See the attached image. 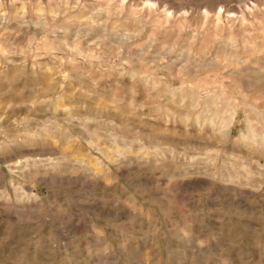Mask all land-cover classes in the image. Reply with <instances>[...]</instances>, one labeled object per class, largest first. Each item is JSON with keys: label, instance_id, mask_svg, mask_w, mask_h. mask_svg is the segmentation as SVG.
<instances>
[{"label": "rangeland", "instance_id": "374dc122", "mask_svg": "<svg viewBox=\"0 0 264 264\" xmlns=\"http://www.w3.org/2000/svg\"><path fill=\"white\" fill-rule=\"evenodd\" d=\"M0 264H264V0H0Z\"/></svg>", "mask_w": 264, "mask_h": 264}, {"label": "bare ground", "instance_id": "6f19581e", "mask_svg": "<svg viewBox=\"0 0 264 264\" xmlns=\"http://www.w3.org/2000/svg\"><path fill=\"white\" fill-rule=\"evenodd\" d=\"M199 126V125H198ZM42 161V160H41ZM50 162V161H49ZM38 165V164H37ZM35 168V167H34ZM34 170V169H33Z\"/></svg>", "mask_w": 264, "mask_h": 264}]
</instances>
